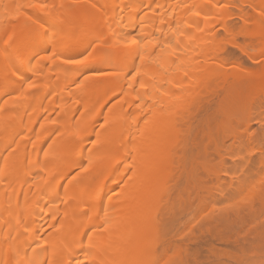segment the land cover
Listing matches in <instances>:
<instances>
[{"label":"bare ground","instance_id":"1","mask_svg":"<svg viewBox=\"0 0 264 264\" xmlns=\"http://www.w3.org/2000/svg\"><path fill=\"white\" fill-rule=\"evenodd\" d=\"M233 14L259 18L264 52V0H0V264H170L185 250L164 238L202 202L191 119L229 74L218 31Z\"/></svg>","mask_w":264,"mask_h":264},{"label":"rangeland","instance_id":"2","mask_svg":"<svg viewBox=\"0 0 264 264\" xmlns=\"http://www.w3.org/2000/svg\"><path fill=\"white\" fill-rule=\"evenodd\" d=\"M236 15L229 18L236 20V25L229 20L233 35L218 31L220 56L229 74L218 80V92L206 97L191 119L187 166H196L203 196L200 206L191 197L185 218L178 216H182L181 224L187 219L182 232L176 218L175 226L171 222L173 230L164 238L170 243L180 241L185 247L179 256L175 250L169 251L176 264H264V163L260 162L264 152L261 155L258 150H264V52L259 50V39L249 34L259 18L252 17L242 27ZM9 33L2 34L0 44ZM234 75L248 82L242 94L231 89ZM228 131L240 139L228 136ZM199 146L201 158L197 159Z\"/></svg>","mask_w":264,"mask_h":264},{"label":"snow or ice","instance_id":"3","mask_svg":"<svg viewBox=\"0 0 264 264\" xmlns=\"http://www.w3.org/2000/svg\"><path fill=\"white\" fill-rule=\"evenodd\" d=\"M35 7H38V8H46L48 7V5H45V4H36L34 5ZM205 7H207V5H205ZM195 15L198 17L200 16V12H196ZM5 43L7 44L8 41H5ZM16 60L19 64L23 65L26 61V58L25 57H22V56H17L16 57ZM88 61V57L87 56H84L82 59H79V60H76V59H68L66 61V63L68 64H85L86 62ZM17 71L19 72L20 71V68H17ZM84 71L86 72H92L94 75H103L104 72L101 70V69H92V68H85ZM15 74V73H14ZM29 87H32L31 84L28 85ZM262 147H264V140H262ZM170 264H176L175 261H172L170 262Z\"/></svg>","mask_w":264,"mask_h":264}]
</instances>
